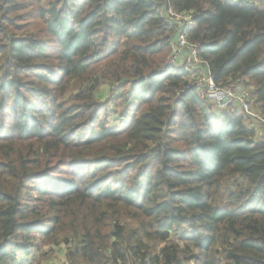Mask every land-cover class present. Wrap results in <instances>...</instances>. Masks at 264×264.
I'll list each match as a JSON object with an SVG mask.
<instances>
[{
  "label": "trees",
  "instance_id": "obj_1",
  "mask_svg": "<svg viewBox=\"0 0 264 264\" xmlns=\"http://www.w3.org/2000/svg\"><path fill=\"white\" fill-rule=\"evenodd\" d=\"M257 1L170 3L193 14L187 40L215 82L244 79L264 116ZM157 9L0 0V264H32L59 236L67 264H264V140L239 111L179 95L185 67L159 76L172 23ZM30 18L39 34L10 35ZM109 101L124 102L112 126Z\"/></svg>",
  "mask_w": 264,
  "mask_h": 264
},
{
  "label": "built area",
  "instance_id": "obj_2",
  "mask_svg": "<svg viewBox=\"0 0 264 264\" xmlns=\"http://www.w3.org/2000/svg\"><path fill=\"white\" fill-rule=\"evenodd\" d=\"M157 4V12L164 19L169 20L174 27L170 51L158 64L157 73L164 76L169 66L185 67L189 71L186 85L177 93L181 95L189 89H193L196 95L205 100L209 112L212 115H220L227 110H237L243 114L248 128L254 131L256 140H264V116L253 105L250 99V86L242 78H236L228 83L217 84L208 63L197 54V44L187 40V29L193 24V14L189 11L176 12L173 10L170 0H150ZM186 59L182 65L176 63L182 53ZM66 249L69 244H62ZM62 262V263H59ZM55 264H67L61 252L56 256Z\"/></svg>",
  "mask_w": 264,
  "mask_h": 264
},
{
  "label": "rangeland",
  "instance_id": "obj_3",
  "mask_svg": "<svg viewBox=\"0 0 264 264\" xmlns=\"http://www.w3.org/2000/svg\"><path fill=\"white\" fill-rule=\"evenodd\" d=\"M254 0H252L253 2ZM257 4L259 5H263L264 4V0H259L257 1ZM30 20L32 21V23H30L29 25H24L22 26L21 28H15L13 30L10 31V35L12 36H17V35H20V34H26V33H40V20L36 19V18H30ZM173 31H174V27L173 25L171 24V32H170V41H169V51H170V44H171V41H172V34H173ZM168 51V52H169ZM166 52L164 54V57L165 55L168 53ZM183 58L181 57V62H182V59H186V56L185 55H182ZM163 57V58H164ZM180 59H177L176 63H181L179 62ZM184 61V60H183ZM4 58L3 57H0V68L3 67L4 65ZM106 85V84H105ZM107 86V85H106ZM108 87V86H107ZM107 87H101L98 91V93H100L101 97H102V100H103V97L105 98L107 96ZM69 95V92L66 93V97ZM123 104L124 102H122L117 108L114 107L112 101H109L108 102V105H109V110L107 112V116L111 117V122L108 123L110 126L112 125H115V124H118L119 122V119H117L116 117V114L118 115L122 109H123ZM114 117H116V120H114ZM0 122H1V119H0ZM60 238L61 236L57 237L56 238V241H53L51 243H43L42 247L41 248H37L35 250V252L33 254H36V258L32 261L30 258H29V262L32 263V264H55V261H56V256L62 251V247L63 245L60 244ZM18 256L20 258H23V257H26V255H22L20 253V251H18ZM19 258V259H20Z\"/></svg>",
  "mask_w": 264,
  "mask_h": 264
},
{
  "label": "crops",
  "instance_id": "obj_4",
  "mask_svg": "<svg viewBox=\"0 0 264 264\" xmlns=\"http://www.w3.org/2000/svg\"><path fill=\"white\" fill-rule=\"evenodd\" d=\"M182 55H184V54H182ZM182 58H183V56H181ZM179 62H181V59L179 60ZM182 62H183V59H182ZM182 62L180 63V65H182Z\"/></svg>",
  "mask_w": 264,
  "mask_h": 264
}]
</instances>
